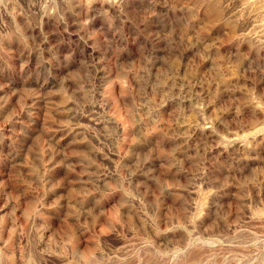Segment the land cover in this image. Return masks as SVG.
I'll return each instance as SVG.
<instances>
[{
  "label": "clouds",
  "instance_id": "obj_1",
  "mask_svg": "<svg viewBox=\"0 0 264 264\" xmlns=\"http://www.w3.org/2000/svg\"><path fill=\"white\" fill-rule=\"evenodd\" d=\"M0 264H264V0H0Z\"/></svg>",
  "mask_w": 264,
  "mask_h": 264
}]
</instances>
